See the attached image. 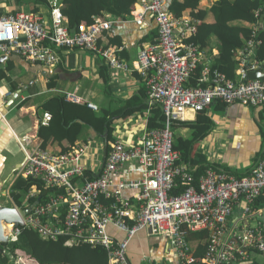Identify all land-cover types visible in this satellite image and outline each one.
<instances>
[{"label":"built area","instance_id":"1","mask_svg":"<svg viewBox=\"0 0 264 264\" xmlns=\"http://www.w3.org/2000/svg\"><path fill=\"white\" fill-rule=\"evenodd\" d=\"M169 1L137 0L131 11L138 25L145 15L152 16L156 23L154 41L141 46L132 68L144 80L149 99L161 105L163 125L146 129L134 144L114 139L103 167L96 165L99 175L93 179H83V160L90 142L76 144L63 153L40 146L27 151L19 142L25 156L20 175L41 184L38 194L43 188L51 195L42 202L28 203L23 211L15 207L21 222L6 232L8 241L16 240L22 229L50 241L67 236L68 246L83 242L103 247L108 264H131L128 243L140 231L170 237L179 264H244L251 250L264 252V228L260 223H249L264 215L263 207L255 206L264 188V151L244 176L212 167L195 176L189 166L176 164L179 152L172 147L171 131L173 120H189L191 113L208 109L215 101L264 105V81L246 79L248 71H264V61L256 57L264 26L261 9L254 11V19L247 26L248 36L236 49L237 79L232 80L212 67L210 58L193 40L198 20L174 15L165 8ZM47 6L48 21L25 10L0 16V56L19 55L47 66L51 73L59 60L55 50L79 48L94 52L109 68L130 70L119 48L98 44L99 36L109 32L116 19L95 17L92 23H81L70 32L59 0H47ZM192 79L196 84H191ZM65 97L82 102L70 92ZM86 104L97 109L91 102ZM50 117L44 112L40 125L47 126ZM127 164L140 168L139 178L114 180ZM176 189L180 190L174 194ZM35 192L29 190V198L36 197ZM239 203L243 209L241 221L230 223ZM6 224L3 222L4 232ZM110 227L122 232L123 237L112 235ZM197 231L207 234L200 256H196L188 237ZM27 260L33 259L24 252L18 254L19 264H27Z\"/></svg>","mask_w":264,"mask_h":264},{"label":"crops","instance_id":"2","mask_svg":"<svg viewBox=\"0 0 264 264\" xmlns=\"http://www.w3.org/2000/svg\"><path fill=\"white\" fill-rule=\"evenodd\" d=\"M170 1L165 6L168 10ZM216 1L202 0L198 8L188 11L185 15L196 18L198 24L212 23L214 15L209 9ZM32 6V3L25 5V8L20 5L19 8L22 9L19 10L38 13L45 21L50 19L47 3L39 4L38 11L30 10ZM17 7L16 0H0V16L12 13ZM62 15L67 20L63 13ZM98 17L111 18L104 14ZM81 23L85 22L81 21L79 24ZM248 23L249 21L243 22L246 27ZM156 32V23L152 16L145 15L142 23L138 25L134 22L132 13L126 19H116L111 30L106 32L110 37L118 39L117 44L110 46L119 48V55L127 61L130 70L109 68L100 56L79 48L55 50L59 60L52 67L51 73L47 66L32 63L19 55H7L0 60V191L5 192L0 202L4 200L8 202V206L23 210L29 203V190L39 193V186L34 183L24 193L21 203L9 194L12 183L18 177L24 178L20 175V170L25 163V156L19 142L27 151L40 146L53 153H63L76 144L90 142L91 148L83 164L94 174L99 172L96 165H101L104 138L84 123L78 138L69 143L72 132L68 126L71 123L66 124L72 120L70 112L65 115L67 123L59 120L50 127L49 124L43 126V132L50 133L47 139L39 135L44 112L52 116V113L60 108L59 97L70 101L65 97L66 92L82 99V102L75 103L91 102L98 109L102 106L115 109L130 99L128 108L132 113L113 121L112 135L114 139H120L126 144H134L144 135L148 129L147 117L151 105L155 102L149 99L144 80L132 67L141 46L152 42V39L154 41ZM213 40L215 44L216 39ZM99 46L107 47L101 44ZM203 50L213 64L214 57L218 55L216 45H212L210 53H207V49ZM206 114L213 121V128L202 141L195 144L196 154L202 155L207 163L231 171L237 176L248 174L264 151V105L249 107L232 103L221 109L212 106L206 110ZM189 117V120L195 119L196 113H191ZM181 132L187 133L186 129ZM139 175L140 168L136 164H127L116 174L114 180L137 179ZM49 195L51 194H46L45 197ZM242 212V203H239L234 207L229 222L240 223ZM249 223H260L264 228V215L261 220L253 219ZM13 225L14 223L5 226ZM109 231L117 238L124 235L112 227ZM203 243L205 242L191 240L195 253L197 246L200 244L203 247ZM127 255L131 264H179L171 238L163 234L138 232L129 240ZM251 262L264 264V252L251 250L249 259L244 264Z\"/></svg>","mask_w":264,"mask_h":264},{"label":"trees","instance_id":"3","mask_svg":"<svg viewBox=\"0 0 264 264\" xmlns=\"http://www.w3.org/2000/svg\"><path fill=\"white\" fill-rule=\"evenodd\" d=\"M136 1L59 0V4L60 10L67 17L69 31L75 32L77 25L81 21L87 24L92 23L94 18L101 14L107 15L112 19H126L130 16ZM201 1L171 0L169 10L176 16H183L188 11L198 8ZM16 3L18 7L12 13L22 9L23 6L25 8L28 3L34 4V6L29 8L30 10L38 11V5L47 3V0H16ZM20 5L22 8H19ZM259 7H262L261 15L264 22V0H217L209 9L214 15V22H204L197 26V32L193 40L197 42L201 49H207V53H210L212 45H216L218 55L214 57L212 67L223 72L229 79H237L235 72L237 68L235 64L236 49L243 45L248 36V28L243 22L252 21L254 19L253 13ZM213 38L216 39L215 44ZM259 38L261 43L256 49V57L264 61V26L259 33ZM116 42H118V39L110 37L107 33L101 34L98 38V43L103 46L115 45L117 44ZM191 84H196V81L192 79ZM59 98L60 108L52 113L48 124L50 127L59 120L64 124L67 123L65 115L70 112L72 120L66 124L69 125L71 123L68 126V129L72 132V135L69 136V143H73L78 138L82 125L87 123L101 136H103L106 129L108 130L106 139L109 148V144L114 140L112 135L113 121L116 118H124L132 113L131 109L128 108L130 99L115 109H111V106H102L99 109L97 107V109L92 110L86 103L64 101V97ZM225 105L220 101H215L209 107L213 106V108L221 109ZM151 106L147 117V128H160L164 122L162 107L157 103ZM206 110L197 112L193 120L175 119L171 122L172 147L179 152L176 164L189 166L195 176L202 174L208 167L218 168L216 165L207 163L205 158L200 154L197 155L195 151V144L202 141L213 128V121L207 116ZM44 129L43 126L40 127L39 135L47 139L50 133L43 132ZM183 129H186V134L181 132ZM93 176L94 173L86 169L83 179H93ZM34 183L41 187L37 180L35 181L29 177H18L12 183L9 194L15 201L21 203L24 193ZM43 190L42 188L40 194L29 199L30 205L37 200L42 202L46 192H51L48 189L46 191ZM179 190L176 189L173 193L176 194ZM255 206L263 207L264 209V188L257 196ZM206 235L205 231H197L189 233L188 237L190 240L205 242ZM67 239V236H63L57 241H50L42 238L32 230L22 229L16 240L0 245V264H18V260H16L17 250L23 251L27 256L35 260L36 264H108L107 254L103 247H91L83 242L68 246L65 245ZM202 245L203 247L200 244L197 246L196 256L202 254L205 243ZM199 249H202L201 252H198ZM248 264L255 263L251 262Z\"/></svg>","mask_w":264,"mask_h":264},{"label":"water","instance_id":"4","mask_svg":"<svg viewBox=\"0 0 264 264\" xmlns=\"http://www.w3.org/2000/svg\"><path fill=\"white\" fill-rule=\"evenodd\" d=\"M6 57H7L6 55H1L0 60ZM246 79H260L264 81V71H259V70L248 71ZM107 132L108 130L106 129L103 134L104 143H103V148H102V157H101V166H100L101 168L104 165L105 158L108 152V144H107V139H106ZM98 175H99V172L95 173L93 177H97ZM3 195H5V192L0 191V198ZM3 222L7 224L21 222L20 215L15 207H10L7 205L0 204V245L8 242V238L4 234ZM0 252H1V246H0Z\"/></svg>","mask_w":264,"mask_h":264},{"label":"rangeland","instance_id":"5","mask_svg":"<svg viewBox=\"0 0 264 264\" xmlns=\"http://www.w3.org/2000/svg\"><path fill=\"white\" fill-rule=\"evenodd\" d=\"M260 9H261V11H262V7H259ZM258 8V9H259ZM262 13V12H261ZM185 16V15H184ZM260 71V70H259ZM101 163V162H100ZM0 204H3V205H7L8 206V202L6 203V202H4V200H2L1 202H0ZM21 211H23V210H21ZM23 213V212H22ZM55 241H57V240H55ZM18 254H23V252L22 251H20V250H17L16 251V256H17V258H16V260H18ZM23 256V258H26V257H24V255H22ZM18 262V261H17ZM19 264V263H18ZM27 264H36L35 263V261L34 260H27Z\"/></svg>","mask_w":264,"mask_h":264},{"label":"bare ground","instance_id":"6","mask_svg":"<svg viewBox=\"0 0 264 264\" xmlns=\"http://www.w3.org/2000/svg\"><path fill=\"white\" fill-rule=\"evenodd\" d=\"M12 224V223H11ZM16 223H14V225H15ZM9 225V224H8ZM14 225L13 226H6V229H5V232H4V234L6 235L7 233V231L9 230V229H12L13 227H14ZM4 228V227H3Z\"/></svg>","mask_w":264,"mask_h":264}]
</instances>
